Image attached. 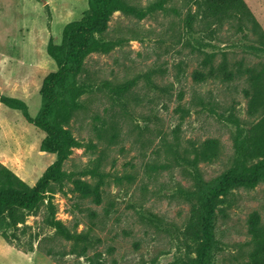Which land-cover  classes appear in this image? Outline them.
<instances>
[{
	"label": "rangeland",
	"instance_id": "rangeland-1",
	"mask_svg": "<svg viewBox=\"0 0 264 264\" xmlns=\"http://www.w3.org/2000/svg\"><path fill=\"white\" fill-rule=\"evenodd\" d=\"M244 1L264 33V0ZM127 2L137 9L162 2L163 8L144 20L115 13L100 38L110 52L89 55L82 73L58 91L69 112L63 128L86 145L73 151L64 170L78 174L100 163L102 202L52 195L56 219L82 234L77 243L49 226V197L25 213V225L16 228L0 217V264H180L196 258L186 235L194 196L207 195L243 158L257 118L247 114L243 78L198 84L193 73L204 58L235 69L262 66L264 45L236 20L204 25L201 0ZM87 10L88 0H0V97L20 100L37 118L43 81L57 71L47 45L60 44L64 28ZM45 138L23 111L0 103V165L31 187L57 160L43 151ZM209 139L220 142V158L210 163L199 155ZM218 211L207 264H247L251 214L264 225V171L256 187L230 190Z\"/></svg>",
	"mask_w": 264,
	"mask_h": 264
},
{
	"label": "trees",
	"instance_id": "trees-1",
	"mask_svg": "<svg viewBox=\"0 0 264 264\" xmlns=\"http://www.w3.org/2000/svg\"><path fill=\"white\" fill-rule=\"evenodd\" d=\"M163 8V3L137 9L127 0H88V10L82 18L68 24L62 34L60 44L50 42L47 55L54 61L57 71L49 74L43 81L41 97L43 107L39 116L32 119L26 105L17 99L0 97V103L23 111L25 119L46 134L42 149L55 154L57 160L45 171L41 179L33 186L20 180L11 170L0 165V217L6 215L13 227L25 225V213L35 212L49 197L48 209L51 214L48 224L66 241L75 243L83 239L82 234L73 233L55 215L57 207L52 203L55 192L67 197L74 194L83 201H92L95 205L102 202L103 175L101 165L78 174L68 173L64 164L70 159L75 149L86 145L77 140L70 131L63 128L69 119V112L63 110L58 91L70 76L80 75L85 59L94 53L110 52L112 47L100 40L105 34L113 15L117 12L125 16L144 20L156 9ZM199 19L204 25H216L236 20L240 25L250 26L253 34L264 45V33L244 0H201ZM191 26V23H189ZM214 59L204 58L199 69L193 73V80L198 84L207 81L230 82L243 78L247 87L243 89L248 99L247 114L257 118V122L247 132L248 143L243 158L234 161L223 173L220 183L208 190L207 195H195L191 208V217L187 225V246L193 251L195 260L186 259L180 264H207V253L213 240L212 231L218 216V206L225 202L229 191L237 188H254L262 178L264 171V65L229 68L226 63L214 65ZM220 142L207 140L200 149V156L205 162H214L220 158ZM98 179L92 184L84 178ZM73 189L66 191L68 184ZM248 233L251 237L252 250L247 264H264V225L260 216L253 213L248 220ZM86 254V248L81 250ZM91 264H95L90 260Z\"/></svg>",
	"mask_w": 264,
	"mask_h": 264
}]
</instances>
